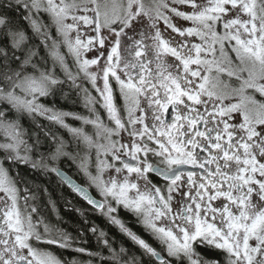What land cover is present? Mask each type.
I'll use <instances>...</instances> for the list:
<instances>
[{
	"label": "snow or ice",
	"instance_id": "6c2138e0",
	"mask_svg": "<svg viewBox=\"0 0 264 264\" xmlns=\"http://www.w3.org/2000/svg\"><path fill=\"white\" fill-rule=\"evenodd\" d=\"M0 264H264V0H0Z\"/></svg>",
	"mask_w": 264,
	"mask_h": 264
},
{
	"label": "trees",
	"instance_id": "16d2710c",
	"mask_svg": "<svg viewBox=\"0 0 264 264\" xmlns=\"http://www.w3.org/2000/svg\"><path fill=\"white\" fill-rule=\"evenodd\" d=\"M68 106L71 107L70 102L68 103ZM76 110L83 111L82 108H77ZM73 170L75 169L73 168L68 170L69 174H72V176L78 178L77 174H75ZM37 182L47 186L49 191V195H45L43 191L38 192V198L35 201L38 211L46 219H49L53 223H59L61 227L67 229L73 235H76L82 227H87L83 224V218L80 215V212L77 211V209H80L84 212V216H86L90 222H94L99 229L104 230L108 234L109 239L115 240L116 247H119L122 244L126 248H129L133 251L136 250L132 245V242L126 236H124L115 225L109 223V221L99 213L92 211L90 206L87 205V203H85V201L79 198L76 194L72 193L70 189H68L66 186L57 187L58 178H54L52 182L49 183L46 178L39 177ZM49 199L56 202L55 209H52L51 205L49 204ZM67 200L72 202L70 206L66 205ZM119 215L121 219L128 222L129 227H131L134 231L143 230L138 226L135 218L131 214L121 210ZM140 235L143 236L141 233ZM143 237L145 238V236ZM84 239L87 240L88 243L82 245L83 247L90 248L93 251L98 250L96 237L91 232H86ZM51 250L61 258L71 259L72 257H77V259L80 260L88 259L87 256H80L74 252H64L57 248H52ZM105 254H107L106 250Z\"/></svg>",
	"mask_w": 264,
	"mask_h": 264
},
{
	"label": "flooded vegetation",
	"instance_id": "af4514ba",
	"mask_svg": "<svg viewBox=\"0 0 264 264\" xmlns=\"http://www.w3.org/2000/svg\"><path fill=\"white\" fill-rule=\"evenodd\" d=\"M161 27H163V25H161ZM170 111H171V110H170ZM73 171L75 172V170H73ZM109 174H110V173H107V176H108ZM71 175H72V174H71ZM77 177H78V178H76V177L73 176V178H74L77 182H79V183H81V184H85V181H84V179H83L82 176H80V175L77 174ZM89 190L91 191V193H92L94 196L97 195L95 188H90ZM136 232H137L138 234H140V233L143 234V236H145V238H146L147 240H149L150 242H152L151 237H149V236L147 235V233L144 232V230H136Z\"/></svg>",
	"mask_w": 264,
	"mask_h": 264
},
{
	"label": "rangeland",
	"instance_id": "374dc122",
	"mask_svg": "<svg viewBox=\"0 0 264 264\" xmlns=\"http://www.w3.org/2000/svg\"><path fill=\"white\" fill-rule=\"evenodd\" d=\"M198 2L204 3L206 2V0H198ZM178 24H183L184 26H189L187 22H183V21H176ZM89 55H91V53H89ZM107 173H105V178H107Z\"/></svg>",
	"mask_w": 264,
	"mask_h": 264
}]
</instances>
